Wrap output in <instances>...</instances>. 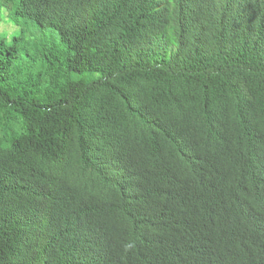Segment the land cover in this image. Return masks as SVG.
I'll use <instances>...</instances> for the list:
<instances>
[{
    "label": "trees",
    "instance_id": "trees-1",
    "mask_svg": "<svg viewBox=\"0 0 264 264\" xmlns=\"http://www.w3.org/2000/svg\"><path fill=\"white\" fill-rule=\"evenodd\" d=\"M10 18L0 264H264V0H15Z\"/></svg>",
    "mask_w": 264,
    "mask_h": 264
},
{
    "label": "rangeland",
    "instance_id": "rangeland-1",
    "mask_svg": "<svg viewBox=\"0 0 264 264\" xmlns=\"http://www.w3.org/2000/svg\"><path fill=\"white\" fill-rule=\"evenodd\" d=\"M14 3L15 0H0V37L6 43H10L12 37L19 33L10 18Z\"/></svg>",
    "mask_w": 264,
    "mask_h": 264
},
{
    "label": "clouds",
    "instance_id": "clouds-1",
    "mask_svg": "<svg viewBox=\"0 0 264 264\" xmlns=\"http://www.w3.org/2000/svg\"><path fill=\"white\" fill-rule=\"evenodd\" d=\"M258 262V260L254 259L250 255L244 254L236 257L231 264H258Z\"/></svg>",
    "mask_w": 264,
    "mask_h": 264
}]
</instances>
